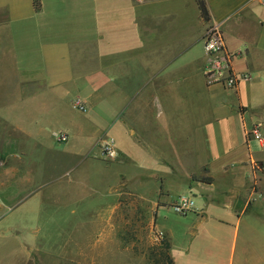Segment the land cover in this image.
<instances>
[{"label":"crops","instance_id":"1","mask_svg":"<svg viewBox=\"0 0 264 264\" xmlns=\"http://www.w3.org/2000/svg\"><path fill=\"white\" fill-rule=\"evenodd\" d=\"M39 1L0 0V264H133L134 208L173 264H264V0Z\"/></svg>","mask_w":264,"mask_h":264},{"label":"rangeland","instance_id":"2","mask_svg":"<svg viewBox=\"0 0 264 264\" xmlns=\"http://www.w3.org/2000/svg\"><path fill=\"white\" fill-rule=\"evenodd\" d=\"M0 78H2V73H0ZM17 200V198L5 199L0 196V221L11 220L12 215L18 208L16 205ZM165 215L168 222L179 220V214L174 210L167 212ZM128 219L132 220V226L130 228V225H128L129 229L123 230L121 236L123 240L129 243L128 248L132 251L133 264H165L163 240L151 229L149 217L134 208V212L128 215ZM161 237L166 238L165 236ZM37 264H42V262L39 261ZM107 264H114V259L113 261L109 259Z\"/></svg>","mask_w":264,"mask_h":264},{"label":"built area","instance_id":"3","mask_svg":"<svg viewBox=\"0 0 264 264\" xmlns=\"http://www.w3.org/2000/svg\"><path fill=\"white\" fill-rule=\"evenodd\" d=\"M204 49L207 55L213 58L214 64V67L207 74L208 79L210 80L216 73H219L218 75L220 76V78L215 80L217 83H222L228 88L236 87L239 81L237 77L231 74L227 76L225 75L226 69L229 68L227 65L228 58L222 55L224 51V37L219 25L213 24L207 29L204 37ZM224 76H226V78H224ZM73 106L78 111H87V106L81 99H75L73 101ZM250 134L264 147V135L261 133L258 127H253L250 131ZM60 138L62 140L66 139L64 135H60ZM102 151L106 159H114L116 157V151L113 142L111 141L106 142L102 145ZM1 164L2 161L0 159V166ZM256 166L264 171V162L256 164ZM191 205L192 201L188 197L181 196L179 197V199H177V201L173 205V208L178 213L185 214L190 210Z\"/></svg>","mask_w":264,"mask_h":264},{"label":"trees","instance_id":"4","mask_svg":"<svg viewBox=\"0 0 264 264\" xmlns=\"http://www.w3.org/2000/svg\"><path fill=\"white\" fill-rule=\"evenodd\" d=\"M34 1V6H35V9L39 10L40 8V1L39 0H33ZM197 4L199 6V9L201 11V16L202 18L205 20V21H208L210 19V15H209V11H208V8H207V4H206V1L205 0H197ZM209 181V180H207ZM158 237L162 238L163 240V243L162 245L164 246V249H165V264H173L170 256H169V240L164 238V237H161L160 235H158ZM123 239V238H122ZM125 242H127L126 240H124ZM128 243V242H127Z\"/></svg>","mask_w":264,"mask_h":264}]
</instances>
